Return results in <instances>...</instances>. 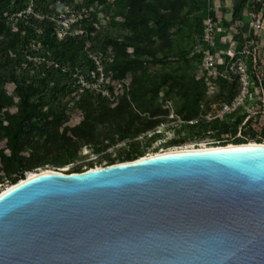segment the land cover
<instances>
[{"label": "trees", "instance_id": "obj_1", "mask_svg": "<svg viewBox=\"0 0 264 264\" xmlns=\"http://www.w3.org/2000/svg\"><path fill=\"white\" fill-rule=\"evenodd\" d=\"M58 1L0 0V190L47 166L66 173L86 171L82 165L67 167L83 157L84 147L100 154L118 142L128 143L117 158L104 155L108 165L146 156V148L163 134L158 127L168 122L186 135L169 139L158 152L208 134L221 146L264 141V126L242 107L222 118L207 117L213 103L232 102L240 93L238 79L219 77L211 95L194 73L203 60L199 47L205 19L212 15L219 29L225 9L209 8L206 0H115L113 5L110 0H70L74 9H87L89 15L81 21L84 34L60 39ZM186 5L189 10L182 15ZM111 9L116 13L112 23L122 18L128 31L114 35L93 26L99 13L108 15ZM261 11L264 17V0H233L232 22ZM99 51L110 54L101 59L104 81L99 89L82 87L81 76L93 80L89 74L97 64L90 54ZM224 57L221 70L231 55ZM172 59L173 64L166 62ZM149 62L165 68L153 70ZM260 76L251 78L264 90ZM228 134L231 138L225 139ZM143 135L146 141L139 139Z\"/></svg>", "mask_w": 264, "mask_h": 264}, {"label": "water", "instance_id": "obj_2", "mask_svg": "<svg viewBox=\"0 0 264 264\" xmlns=\"http://www.w3.org/2000/svg\"><path fill=\"white\" fill-rule=\"evenodd\" d=\"M0 264H264V144L19 180L0 193Z\"/></svg>", "mask_w": 264, "mask_h": 264}, {"label": "rangeland", "instance_id": "obj_3", "mask_svg": "<svg viewBox=\"0 0 264 264\" xmlns=\"http://www.w3.org/2000/svg\"><path fill=\"white\" fill-rule=\"evenodd\" d=\"M115 0H110V4L113 5ZM208 3V7H219L221 9H225L226 13L224 15L223 21L221 23V27L219 29H216L214 35H213V40H212V47H214L216 51V55L219 54V50L221 46H225L228 43L231 45L234 42H237L241 50L239 52H230L231 58L232 57H238L241 60H244V62L248 65V70H249V81L250 84L248 86V90L250 91V94L247 96L248 97V102L244 99L242 104L239 107H242L243 111H247L251 116H254L257 118L259 125L264 126V103H263V89L261 91L260 87L257 86V84L254 82V80L251 78V75H264V24L263 27L259 30H253L251 27V21L252 18L255 16L262 18L264 21V17L262 16V11L261 12H251L248 14L251 15L249 20H242V21H237V22H232V12H233V0H206ZM255 0H250L251 4H253ZM260 1V0H259ZM190 3V2H189ZM105 7H102L104 9ZM189 10V6L186 5L183 10L181 11L182 15H185L186 12ZM116 15L115 9H111L110 13L108 15H105V13H99V22L101 26H104L105 28L109 29L111 32H113L114 35H119L122 31H128L126 30L125 27L122 26V18H118V22L116 24L112 23V17ZM172 30H177L176 27H173ZM243 35L244 39H237V35ZM178 37V36H176ZM186 44V42H185ZM262 45V48H261ZM200 50L203 49V45L199 47ZM262 50V53H261ZM244 52H246L244 54ZM249 52H251L253 55L256 56L257 58V64L255 65L254 62L251 61V55ZM97 56L98 60H101L110 54H105L103 51H99L95 54ZM218 58V63L222 64L224 63V60L222 57L217 56ZM230 58V60H231ZM236 59V58H235ZM167 63H174L175 61L172 60H167ZM252 62V64H251ZM201 65V64H200ZM149 66L153 70H162L164 67L163 63H152L149 62ZM233 68H232V67ZM200 66L198 67V70L194 71L196 75L200 74L199 71ZM104 69V67H103ZM227 69L224 73L231 76L230 81H235L238 79L240 83V93L236 97L238 100L242 98V85L241 82L238 78L239 75V68H238V63H235V60H232L227 63ZM105 70V69H104ZM261 77V76H260ZM224 78V77H222ZM220 78H218L219 80ZM217 80V89L219 86ZM120 86V85H119ZM210 94V93H209ZM212 95V94H211ZM259 101L262 102L261 106L259 105ZM224 104V103H223ZM220 103H213L211 108V114L208 115L209 117L213 116V114H216L220 107L223 105ZM167 106L170 107V115L169 117H172L174 115L173 111V101H169L167 103ZM238 107V108H239ZM234 112V111H233ZM229 112L227 114L233 113ZM226 115V114H225ZM224 115V116H225ZM72 116H76V113L73 112ZM223 116V117H224ZM210 120V119H209ZM195 122V121H193ZM172 123H165L158 127V131H161L163 134L160 136L159 139L153 141L147 148L146 152L149 154L155 153L156 150L161 149L163 146L165 147L166 141H168L171 138H175L177 136H185L186 132L182 131L179 132L178 129L173 128ZM151 132L148 134L150 135ZM225 139H230L231 136L228 134L224 136ZM140 140H145L147 139V136L143 135L139 137ZM264 142V141H263ZM262 142V143H263ZM216 143H219L216 137L212 136L211 134L205 135V136H195L192 140H188L184 146L188 145H194V146H202V145H218ZM232 144V143H230ZM128 145L125 141L118 142L111 147H109L105 152L103 153H90L91 149L84 147L81 151V154L83 157L79 159L78 161H75L73 164H70L67 166L68 168L76 167L77 165H82L83 169H88L91 167V163L93 167L96 165H107L108 161L106 159H103L104 155L106 154H111L113 158H117V155L119 153V150H121L123 147ZM179 148V147H177ZM158 152V151H156ZM89 153V154H88ZM100 159H103L101 163L98 161ZM118 162V160L116 161ZM45 168H52L55 170L53 166H47ZM30 172V171H29ZM26 175H28V173Z\"/></svg>", "mask_w": 264, "mask_h": 264}, {"label": "built area", "instance_id": "obj_4", "mask_svg": "<svg viewBox=\"0 0 264 264\" xmlns=\"http://www.w3.org/2000/svg\"><path fill=\"white\" fill-rule=\"evenodd\" d=\"M69 2L70 0L58 1V5H60V7L62 8V14L60 15V21H59L61 27L60 29L57 30V36L60 39L63 38L68 33L84 34L83 28L80 27L81 21L87 18L89 15L87 9H82L81 11H78L74 9ZM30 10L31 8L28 9V11ZM38 17L41 19L44 18L43 16H38ZM204 24H205V32L203 36V49H202L203 60L199 68L200 74L197 76L203 79L204 82L208 85L209 93L214 94L217 90L216 79H218L219 77L231 79V76L224 73L227 69L221 70L219 68L220 63H218L216 54L212 51V40H213V35L216 31V23L214 21L213 16L208 14ZM263 24L264 21L262 20V18L254 15L251 21L252 29L255 31L259 30L263 27ZM77 26L78 28H75ZM93 26L96 29H99L101 27V24L99 21L97 22L95 21L93 23ZM245 53L246 52H244V54ZM249 53L252 54L251 52ZM95 54L96 53L90 54L91 58L94 59L97 64L96 70L91 71L89 74L91 75V79L93 80L90 81L81 76L79 78L78 83L82 87L99 89L100 85L104 81L105 72L103 69V65L101 63V60H98ZM232 60H235V63H238V68H239L238 78L242 85V98H240L239 100L238 98H235L232 102L224 103L216 114H213V116L209 117L210 120L218 117L222 118L225 114L235 111L242 104L243 100L250 94V91L248 90V86L250 84L248 65L244 62V60H241L238 57H232L230 61ZM251 61L254 62L255 65L257 64V58L253 54L251 55ZM259 83L260 84L258 85V87H260L262 91L263 89L262 84L261 82ZM103 94L108 95L109 93L107 91H103ZM263 94H264V90H263ZM263 103H264V99H263ZM210 115L212 114L210 113Z\"/></svg>", "mask_w": 264, "mask_h": 264}, {"label": "bare ground", "instance_id": "obj_5", "mask_svg": "<svg viewBox=\"0 0 264 264\" xmlns=\"http://www.w3.org/2000/svg\"><path fill=\"white\" fill-rule=\"evenodd\" d=\"M254 143V142H252ZM264 144V143H263ZM231 145V144H229ZM221 145H202V146H194V145H188V146H184V147H179V148H173V149H169V150H165V151H161V152H155V153H152V154H149V155H146L145 157H149V156H153V155H156V154H160V153H164V152H169V151H179V150H209V149H214L216 147H219ZM144 157V156H142ZM108 165V164H107ZM111 165V164H110ZM97 167H100V165H97ZM45 170H53L51 168H39V169H36V170H32L28 173V175H26V177H23L20 179L21 180H24L26 178H31V177H34L37 173L41 172V171H45ZM19 182V181H18ZM16 182V183H18ZM15 183L13 184H10L8 186H6L5 188L1 189L0 190V193H3L5 191H7L8 189H10L12 187V185H14Z\"/></svg>", "mask_w": 264, "mask_h": 264}, {"label": "crops", "instance_id": "obj_6", "mask_svg": "<svg viewBox=\"0 0 264 264\" xmlns=\"http://www.w3.org/2000/svg\"><path fill=\"white\" fill-rule=\"evenodd\" d=\"M261 48H262V45H261ZM237 50H241V47H240V45L237 43V42H234L233 44H227V45H225V46H221L220 47V50H219V54L218 55H216V57L217 56H220V57H222L223 58V60L225 61V57H224V54L225 53H228L229 55H230V52L232 51V52H239V51H237ZM261 53H262V50H261ZM215 54H216V52H215ZM218 59V58H217Z\"/></svg>", "mask_w": 264, "mask_h": 264}, {"label": "clouds", "instance_id": "obj_7", "mask_svg": "<svg viewBox=\"0 0 264 264\" xmlns=\"http://www.w3.org/2000/svg\"><path fill=\"white\" fill-rule=\"evenodd\" d=\"M27 173V172H26Z\"/></svg>", "mask_w": 264, "mask_h": 264}]
</instances>
